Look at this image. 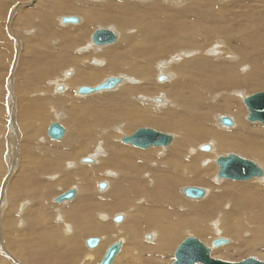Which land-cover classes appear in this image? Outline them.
I'll return each mask as SVG.
<instances>
[{"label": "bare ground", "instance_id": "6f19581e", "mask_svg": "<svg viewBox=\"0 0 264 264\" xmlns=\"http://www.w3.org/2000/svg\"><path fill=\"white\" fill-rule=\"evenodd\" d=\"M2 1L4 0H0V15H2L1 9H3ZM14 1L15 0H13V2ZM62 4L63 3H61L60 8H63L65 10L64 12L82 14L83 16V12L85 11V14L88 15V17L90 16V19L88 18V20L82 22V24L78 27L75 26L74 28L71 27V29H63L64 32L58 33L59 31L56 32L55 30L56 38L52 39L53 41L51 42H56L57 40L59 41V39L63 41L62 39L71 32L75 33V36L72 38L70 37V41H72L73 44L78 45V42L83 37V34H85L92 26L100 23H105L106 25L115 24L123 31L122 41L119 43V49L117 48L119 52L115 54L116 51H114L113 48H110L109 50H105L106 54L99 55L106 57L108 65L98 67L99 69H95L96 71L93 69L87 71L83 68L80 69L81 60L76 59V57H71L67 62L64 61L66 62V65L72 68L71 72H63V78L69 77L71 79L67 83L68 90L66 92L68 95L72 94V89L77 84L92 85L104 75H115L117 73V69L121 66L128 69V71L124 69L125 72L127 71L126 73H132L137 76L141 75L143 79H147L151 72L149 68L150 66L148 67L149 63L152 62L153 64L154 61L161 59L164 56H169L170 63L161 62V67L163 69L159 65L157 66L158 71L163 73V71L168 69L169 66L171 67V65L173 66L175 64L176 66L171 68L174 69L176 75L178 74V77H176L173 73L175 75L173 81L167 84L163 83L161 87L158 86L153 88H150L145 82H143L142 86L139 88L123 87L128 79L123 76H118L121 79L120 83L113 89H110V91L117 89L114 94L97 95L95 97L91 96L92 98L82 99L80 101H76L75 99L76 102L74 101V98L71 99L69 97L70 99H66L68 96L67 94H54L50 87L45 90L46 92L44 95H47L43 97L42 101L51 110L53 116L56 117V120L60 121L59 124L62 126L64 125L61 121L62 113L60 111L64 110L66 106L71 109L74 108L76 109L75 113L78 118V124L76 123L78 127L75 128V131H84L87 134L85 140L79 138L84 143L81 142L80 146L72 148V145L77 143V141H73L70 136H67V130L63 126L65 129L64 136L59 140H54L57 141V143L47 147L49 150L60 151V157H62L69 154H72L73 156L80 155L83 151L90 149L91 146H99V142L106 146L107 153L105 158L101 160L99 159V163L96 167H87L84 173L91 176L94 180L99 179L101 177V173H103L102 171L105 169H110L111 172L116 173V175L112 176L113 179L111 181L109 180V188L107 190L105 189L106 191L102 192L103 195L97 197L93 204L95 209L105 208L107 210H116L124 213V223L117 228V232L129 241L132 249L129 253L130 256H128L122 249V242L120 240L115 241L120 242L121 250H119V254L114 257L112 264H118L123 258L125 259V264H162V258L165 252L168 251V246L178 234V228L175 227L176 224L173 223L171 219L174 216L175 205L178 200V187L181 184L194 183L208 188V190L206 189L208 191L207 194L206 190H204L205 193L202 197L205 200L197 205L191 204L189 206H185L184 212L180 216L183 220V223L181 224L186 226L188 225L190 229L195 226L194 223L196 221H199V224L204 221V224H206L207 219L209 220V218L213 217L214 208H218L222 201L226 200V197H229L227 198L228 205L231 203L232 199L235 200L236 204H233L235 209H238L241 206L247 208L254 205L262 208L264 205V180L262 182L257 181L258 183L254 182L248 185H231L229 183H222V185L218 186L212 185L208 180H204L197 174V171H201V169H199V165H202L201 160L208 155L205 153H194L193 150L191 151V146L196 142L209 141L211 147L209 152L205 151L208 152L207 154H210L211 150L215 153V151L220 149L236 148L241 150L244 154L255 157V159L259 161L258 164L264 167V164H261L264 163V129L260 125L244 124L241 118L243 109H241L238 103L239 97L242 98L243 88L241 89V87H244V85H246L245 83H257L264 78V0H110L106 1V3L102 5V13L94 12L92 8L87 5L81 6V10V7H76L75 5L66 6ZM23 16L25 21L29 19L27 14ZM63 18L64 17H62V19ZM62 19H59L61 24H78L80 22L79 18H77L78 22L76 23L63 22ZM83 19L84 17H82V21ZM35 20H37V18ZM0 24H2V22ZM32 25L33 24L30 23V21L27 23L28 28L32 27ZM1 26L2 25H0V40L4 44L6 41ZM48 26L46 25L42 28V30L38 31L40 36L37 35L35 42H39L40 39L43 40L48 37V32L51 30L50 26ZM96 30H108L112 32L116 39L110 44L115 43L118 39V36H116L117 34H115V32L111 29L97 28L90 35L89 47L91 50L92 48L94 49L93 46H95V48L100 47L92 43V35L96 32ZM44 33L47 34V37H42V34ZM25 41H27L26 38ZM106 45H102V47ZM5 48L4 50L6 51ZM1 53L3 54L5 52L1 51ZM31 53L39 58H42V61L47 60V55L45 53L33 50ZM68 56L69 55H67V57ZM172 56H178L180 61L172 58ZM88 57L91 58V56ZM107 57L110 58L108 59ZM84 58L87 60V56ZM94 62L96 63V61ZM0 63L2 64L1 60ZM71 63L72 65H69ZM75 64L79 67V71H76V73L73 71L76 69ZM241 69H246V71H242ZM1 74L2 69L0 72V78H2ZM158 79L159 76L156 77V80L157 82H162ZM105 80L99 84L103 83ZM99 84L91 86L90 88H95ZM58 87H61V89H58ZM80 87L83 86L75 88V92L80 96H88L97 92L108 91L100 90L89 94H80L78 93V89ZM63 88V86L57 85L55 87V92H63L65 90ZM222 89H231V91L226 92V96H224L222 100L219 99L220 101L217 102L214 99L215 97L213 98L212 95L214 93L217 95V91L219 90L221 92L224 91ZM139 93H145L148 96H151L154 93H160V95H163L164 93L168 98L173 100V103L167 104L168 102L165 101L164 104L162 97L150 98V102L148 100L149 98L147 99L144 96L137 97L136 99L140 101L143 100L141 102H144V104H154L152 108H154V112L157 113H154V116L150 117V115L146 113L150 112L149 109H145L146 106L145 108H138L136 104L132 103L134 102V97H136ZM28 94L29 93L27 92V96L25 97V93H23V100H20V103L23 102L22 108L18 106V109L15 110L19 120L22 119L25 121L22 126H26V129L29 126V117H34V119H44L49 115H46V113L35 115L33 108H36L37 103L35 105V101L32 99L30 100L29 97L35 96L36 93L30 96ZM18 95L19 92L17 96ZM219 95H217V97ZM106 97H111L108 100L109 106H106L102 112L95 107L93 100ZM37 99L39 100V98ZM244 99L245 98L242 99L243 103ZM25 104H27V106H25ZM19 107L21 108L20 110ZM82 108L84 109L82 110ZM161 108H164L165 110ZM56 109L59 110L56 111ZM159 109L164 112H158ZM77 112L80 113L78 114ZM216 113H226L232 115L231 118L234 121V125L232 124V127L223 126L220 122V116L215 115ZM209 118L214 119L215 127L214 125L211 126L209 124ZM144 123H152V125L154 124L157 128L160 127L159 129H171V132L175 131L176 135L174 140L172 132V136L166 134L171 137V142L167 146H151L147 149H142L141 151L125 146L124 144L128 143L123 144L121 140L126 136H121L122 138L120 139V143L122 142L123 145H118V143L116 144L112 142V138L115 135L114 132L119 133L120 131L124 132V130H127L128 132V128L133 127L134 124L139 125ZM220 124L223 127H231L232 129L230 128L227 131V129H224ZM14 128L16 129V125L13 123L10 127L9 134L6 137L8 149L11 150L8 160V164L10 165L14 162V160H12L13 156L11 155H13V152L16 151L15 147H18V145L15 144V141L19 144L21 152H25L26 146L24 143H28L22 134L21 137L20 135L12 134ZM123 132L120 133V135L124 134ZM34 133L36 135L35 129L33 130V134ZM158 147H168L164 149L161 158H159L161 154L159 156L156 151ZM76 148H78L79 153L76 152ZM38 149L41 154L46 152V147L39 146ZM98 149L100 150L101 148ZM16 153L18 154V152ZM218 157L219 156L216 158ZM47 159H50L51 161L53 160L54 162L58 161L50 157H47ZM84 159L85 158H83L81 162L87 163L83 161ZM210 161H213L212 157ZM92 162H94V160L91 159V162L88 163ZM68 164L66 165L68 166ZM259 165L257 166L259 167ZM68 167H70V165ZM261 171L262 175L256 178L261 179L263 177L264 169H261ZM3 172L4 167L0 161V179ZM87 175L84 177H78L76 182L78 188H72L76 191V196L73 199L75 200L77 196H79L77 201L74 203L72 213H75V211L78 213L79 211L75 209L82 208L83 206L85 208L84 211H86V204L91 203V198L88 199L90 196L87 195L89 188L86 183L90 181ZM86 177L88 181L85 179ZM219 180L216 178L215 182H220ZM71 183V177H67L65 180L55 184H57L59 188L63 189ZM182 189L183 188H181V192ZM68 190L62 192L61 194L67 192ZM78 192L81 195H77ZM182 195H184L183 192ZM58 196L54 198V202L59 205L69 203V201L73 200L71 199L68 201L56 202V198ZM44 205V202H41L39 206L35 204V209L36 207L37 209H41V207L45 209L46 206ZM226 207L227 205L225 208ZM43 213L44 212L40 211L38 214ZM161 213L164 215H158ZM191 214L194 215L192 216ZM114 218H112V220ZM244 223L241 224V226H243ZM178 224L180 225V223ZM233 228H236V226H233ZM31 230L32 229L30 228V231ZM106 230V228L100 229L98 226L95 227L85 224L80 232L89 235H96L102 231L105 232ZM148 230L154 232V238L150 239L151 237L148 236L147 238L150 241H141V234ZM70 231L72 230H64L65 234H69ZM257 232L258 237H262L264 234L260 229H257ZM87 239L85 240V244ZM98 239L99 243L96 246L98 250L96 249L97 251L94 252V255H91V253L87 254V257L84 260L85 264H90L93 260L95 262V260L99 259L98 257L102 249V244L100 238ZM5 240L7 239L5 238ZM228 244L229 240H227L225 245L221 246L222 248L218 246V249H215L214 252L224 250L227 248L226 245ZM175 250H173V256ZM258 261L264 262V260ZM0 263H2L1 259Z\"/></svg>", "mask_w": 264, "mask_h": 264}, {"label": "rangeland", "instance_id": "374dc122", "mask_svg": "<svg viewBox=\"0 0 264 264\" xmlns=\"http://www.w3.org/2000/svg\"><path fill=\"white\" fill-rule=\"evenodd\" d=\"M106 1H110V0H105V1L104 0H15L14 2L13 0L2 1L3 9H1L2 15H0V21L2 22V24L0 25H2L1 28L4 32L3 34L6 43L3 44V42L0 40V53L1 51L5 52L3 53L4 55L2 53L0 54L1 55L0 60L2 62V64L0 63V68L2 69V74H1L2 78H0L1 80L0 161L2 162L4 167V172L0 179V259L2 260V263L0 264H85L84 260L87 257V254L91 253V255H94V252L98 250L97 247L88 248L86 246L85 240L91 237L100 238L102 249L98 257L99 259L95 260V262L93 260L90 264H98L106 248L118 240L122 242V249L123 251H125V254L130 256L129 253L132 248L129 244V241L123 235H120V233L117 232V228L124 223V213L116 210H107L105 208L95 209L93 205L94 200L97 199V197H100V195H103L102 192L106 191L109 188V183L113 179L112 176L116 175V173L111 172L110 169L108 170L105 169L102 171L103 173H101V177L97 180H94L93 178H91V176L84 173L87 167L88 168L96 167L97 164L99 163V159L101 160L105 158L107 153L106 146L98 141L99 146L97 145L95 147L91 146L90 149L83 151L80 155L73 156L72 154H69L62 157H60L61 155L60 151L58 152V151H51V149L49 150L47 147H50L52 144H56L57 141L52 140L46 135L47 126L53 122L59 123L60 121L56 120V117L53 116L51 110L42 101L43 97L47 95V94L44 95V93L46 92L45 90L48 89L49 87L52 89L54 94L57 95H60L62 93H64V95L67 94L66 92L68 90L67 83L71 79L69 77L66 78L65 76H64L65 78H63V72L72 71V68L66 65V62L70 60L71 57L72 58L76 57V59L81 60L80 69L83 68L87 71L93 69L94 71H96L97 69H99L98 67H103L104 65H108L107 64L108 62H106V57L105 56L103 57V55L106 54L105 50L107 49L109 50L110 48H113L114 51H116L115 54L119 52L118 51L120 45L119 43H121L122 41L123 31L120 28H118L115 24L106 25L105 23H100V24H96L95 26H92L89 30L86 31L85 34H83L84 38L82 37L80 39L78 45L77 44L75 45L72 43V41H70L71 38L75 36V33H71V32L62 39L63 41H61L58 38L59 41L57 40L56 42L55 41L51 42L53 41L52 39L56 38L55 30L56 32L59 31L58 33H60V32H64L63 29L66 30V29H71V27L73 28L75 26L78 27L80 26V24H82V22L88 20V18L90 17V16L88 17V15L85 14V11L83 12L84 13L83 16L82 14L64 12L65 10L63 8H60L61 3H63L66 6L75 5L76 7L87 5L88 7L92 8L94 12L102 13L103 11L102 5H104ZM24 13L27 14V16H29V19L26 20L27 23L30 21V23H32L35 27L32 25V27L28 28L27 23L24 20L25 19L23 16L25 15ZM31 14H32V18H31ZM65 16L77 17L80 19V22L78 24H61L59 19L60 18L62 19V17ZM82 17H84L83 21H82ZM36 18L37 20H35ZM46 25L47 26L49 25L51 30L48 32V35L46 33L42 34L43 35L42 37H45L46 35L48 37L46 36L47 38L43 39L44 41L41 40L39 37L40 40L37 39L39 40V42L38 41H37L38 43L35 42L36 41L35 38L37 37V35L40 36L38 31L42 30V28H44V26ZM97 28L111 29L113 32H115V34H117L116 36H118V39L116 40V42L117 41L118 42L103 47L100 46L99 48H95V46H93L94 49L92 48L91 50V48L89 47L90 35ZM32 30L33 31L37 30V31L33 32ZM32 37L34 38V40ZM25 38L27 39L28 42L25 41ZM4 46L5 47L8 46V47L5 48ZM4 48L6 49L7 52L4 50ZM30 50L38 51L40 53H45L47 55V60L42 61V58H39L38 56L34 55L33 53H31ZM100 54L103 55L99 56ZM67 55L69 56L67 57ZM85 56H87V60L84 58ZM88 56H91V58ZM107 58L109 59L110 57ZM172 58H175L178 61H180L178 56H172ZM94 61H96V63H101V64H96ZM82 62L85 64H83ZM161 62L170 63L169 56L167 57L164 56L161 59H157L156 61L153 62L154 65L152 64V62L149 63L148 67L150 66L149 68L151 72H150V76L147 79H143L141 75L137 76L132 73L131 74L126 73L128 69H126L124 66H121L119 69H117V73L115 75L114 74L104 75L100 77V79L92 85L77 84L75 87H73L71 92L72 94L69 95L67 94L68 96L66 99L74 98V101L75 99L76 101H80L82 99L92 98L97 95L114 94L117 91V89L113 91L110 90L101 91L94 94H90L88 96H80L75 92L76 87L95 86L108 77L123 76L127 78L128 80L123 85V87L125 86V87L139 88L142 86L143 82L147 83V85L150 88L158 87V86L161 87L163 83L167 84L173 81L176 75L174 69L171 68V67H175L176 66L175 64L173 66L171 65V67L169 66V68L166 69L167 72L165 70L163 71V73H160V71H158L157 69V66L160 65L161 67L162 66ZM69 65H72V63ZM75 67L76 69L73 70L74 73H76V71H79L78 70L79 67L76 66V64ZM124 69L127 71L125 72ZM242 71H246V69ZM157 76L159 77L164 76L165 80L162 82H157L156 80ZM176 77H178V74L176 75ZM55 82H57L58 84ZM56 84L63 86L64 87L63 89L65 90L63 92L62 91L55 92V87L57 86ZM245 84L246 85H244V87H241V89L243 88L242 98L239 97L238 100L241 109H243L242 117H241L242 122L246 125L247 124L260 125L264 129V124L260 122H250L247 120L248 111L245 104L242 101L243 98L264 91V78L257 83L249 82ZM222 90H224L222 91L223 94L220 90L217 91L218 92L217 95L220 94L218 97L215 93L212 95L213 98L215 97L214 99L217 102L222 100L224 96H226L225 94L226 92L231 91V89H222ZM18 92L19 95L17 96ZM27 92L29 93L28 94L29 96L34 95L36 93L35 96L33 97L31 96L32 98L29 97L30 100L32 99L35 101V105L37 103L36 108H33L35 115L36 114L41 115L43 113L49 115L47 116L48 119L47 118L34 119V117H29L30 122L28 123L29 126L26 129V126H22L25 123V121L22 119L19 120L17 116V112H15V110L18 109V106L22 108L23 102L21 101L22 103H20V100H23L24 97L23 93H25V97L27 96ZM163 95L162 94L160 95V93L157 94L154 93L151 96H148L145 93H139L137 94L136 97H134L133 99L134 102L132 103L136 104L138 108H145L146 106L145 109H149L150 111L146 113L149 114L150 117H153L154 113H157L154 112V108H152L154 104L153 105L152 103L151 104L149 103L150 105L144 104V102H141L143 100L140 101L137 100L136 98L140 96H144L147 99L149 98L148 100L150 102L152 98L162 97V99L164 100V104L165 101L168 102V103L166 102L167 104L173 103L172 99L168 98L164 93ZM80 97H85V98H80ZM37 98H39V100ZM110 98L111 97H106L102 99L93 100L95 107L103 112L105 107L109 106L108 100ZM25 106H27V104H25ZM20 107L19 110L21 109ZM83 109L84 108H82V110ZM161 109H159L158 112L160 113L164 112ZM58 110L56 109V111ZM60 112L62 113L61 121L64 124L63 126L67 130V136H70V138L73 141H77V143H74L72 145V148L80 146L81 142L82 143L84 142L79 138L85 140L87 134L84 131H75V128L78 127L77 125L78 118L75 113L76 109L74 108L71 109L66 106L64 110H61ZM77 113L79 114L80 112ZM215 115L220 116V118L223 116L230 118L234 125V121L231 118L232 115L226 113H216ZM62 119L64 120V122ZM208 122L211 126L214 125L215 127L214 119L209 118ZM13 123L16 125V129L15 128L13 129L12 134L20 135V137L22 134V136H24V139H26L28 143H24V145L26 146L25 147L26 150L25 152L24 151L21 152L19 148V144L17 143V141H15V144L18 145V147H15L16 149L14 148L16 151H14L13 155H11L13 156L12 160H14V162L10 165L8 164V160L10 157L11 150L8 149L6 137L8 136L10 127ZM135 125L137 124H134L133 127H129L128 132L127 130H124V132L122 131L124 133L122 135H120V133H122L121 131L119 133L114 132L115 135L112 138V142L116 144L118 143V145H123L124 143L123 144L122 142L120 143V139L123 136H129L133 134V132L138 128H151L168 135H171V133L173 132L172 133L173 136L171 135L173 137V140L176 135L175 131L171 132V129H167V130L159 129L160 127L157 128V126H155L154 124L152 125V123H148V124L144 123V124H139L137 126ZM231 127H223V128L227 129L228 131V129H230ZM29 128L31 129L32 132L30 131ZM32 128L35 129L36 135L35 133L33 134L34 129ZM124 145L139 151L142 150L133 147L132 145L130 146V144L129 145L124 144ZM203 145L210 146V143L209 141L196 142L191 146V151L193 150L194 153L197 154L205 153L206 155H208L201 160L202 165H199V169H201V171L200 170L197 171V174L199 175V177L203 178L204 180H208L210 184L215 186L222 185V183H229L231 185H237V184L248 185L254 182L255 183L262 182L264 180V175H263L261 179L255 178L248 181H231L226 179H220L219 180L220 182H215L218 166L215 165L214 160L217 156L235 154L242 158L251 160L255 162L257 165H259L258 164L259 161L255 159V157H252L248 154H244L241 150H238L236 148L220 149L215 151V153H213L211 150L210 151L211 153L207 154L209 151L205 152L199 150V147ZM39 146L46 147V152H44V154L40 153V150L38 149ZM98 148L101 149L99 150ZM166 148L158 147L156 151L159 156L161 154L159 158L162 157L163 151ZM16 152H18V154ZM76 152L79 153L78 148H76ZM47 157L56 159L58 161L57 162H54L53 160L51 161L50 159H47ZM211 157L213 160L212 162L210 161ZM83 158H90L94 160V162L83 163L81 162ZM66 164H68V166L70 165V167H68ZM259 167L261 169H264L262 165L261 166L259 165ZM86 175L90 179V181H88L87 177L85 178L88 181L86 184L89 188V192L87 193V195L90 196L88 197V199L91 198V203L86 204L87 206L86 211H84L85 208L83 206L82 208L75 209L79 211L78 213L76 211L75 213H72V208L74 206V203L75 201H77L79 196H77L75 200L73 199L69 201V203L62 205H59L58 203L54 202V198L59 194H61L62 192L72 188L77 189L78 188L76 183L78 180L77 178L84 177ZM67 177L69 178L71 177L72 183L66 186L65 188L61 189L57 186V184H55L57 182L65 180V178ZM102 182L106 184L107 186V188H105L106 190L98 189V184ZM186 186H196L203 188L204 190L206 189L208 190L207 187L205 188L203 187V185H197L194 183H186L179 185L178 200L175 205L174 216L172 217V219L170 218L171 221L176 224L175 227L178 228V234L175 237V239L172 241V243L168 246V251L165 252L162 258V264H171L174 261L173 250H175L178 244H180L185 238L188 237H194L198 239L200 242H202L207 248L210 249L211 251L210 256L218 260H224L227 262H237V261H242L248 257H254L257 258L258 260H264V234L262 237L261 236L258 237V232H257V229H260L264 233V205L262 206V208L254 205L247 208L241 206L240 208L235 209L233 205L235 203V200L232 199L231 200L232 204L230 203L228 205L227 198L229 197H226V200L222 201L221 205L218 208H214L213 217L209 218V220L207 219L206 224H204V221H202L203 223L200 224L199 221H196L194 223L195 226L191 228L196 230H191L188 225L187 227L186 225L181 224L183 223V220L180 216L184 212L185 206H189L191 204L197 205L203 202L205 199L202 198V199L192 200L186 198L184 195H182L181 192V188H184ZM207 190H206V194L208 192ZM77 195H81V194L78 192ZM41 202H44L45 204L44 206H46V208L44 209L41 207V209L40 208L37 209L36 207L35 209V204L39 206ZM226 205L227 207L225 208ZM40 211L44 213L38 214ZM117 215L123 216L122 217L123 220L122 222L116 224V222H114L112 218H114ZM158 215H164V214L161 213ZM191 215L193 216L194 214ZM178 223H180V225ZM243 223L244 225L241 226V224ZM85 224L90 226L92 225L95 227L98 226V228L100 229L106 228L107 230L105 232L102 231L101 233L96 235H89L83 232L81 233L80 231L83 229ZM233 226H236V228H233ZM30 228L32 229L31 231ZM65 229H70L72 231H70L69 234H65L64 232ZM148 236L151 237L150 239H153L154 232L151 230L144 231L140 237L141 241L142 240L145 242L150 241L147 238ZM219 237L229 240V244L226 245L227 248H225L224 250L220 252H214V250L218 249V247H213V246L211 247V242L215 238H219ZM5 238L7 240H5ZM245 242L246 243L249 242V243H247L246 245ZM220 248L222 247L220 246ZM118 264H125V259L123 258Z\"/></svg>", "mask_w": 264, "mask_h": 264}, {"label": "water", "instance_id": "95a60500", "mask_svg": "<svg viewBox=\"0 0 264 264\" xmlns=\"http://www.w3.org/2000/svg\"><path fill=\"white\" fill-rule=\"evenodd\" d=\"M63 22H78L77 17H64ZM115 35L108 30H96L92 35V43L96 46L110 44L115 41ZM159 81H164L165 77L160 76ZM119 77H111L99 84L95 88L80 87L78 93L89 94L100 90H110L120 83ZM61 89V87H58ZM244 104L248 109V121L260 122L264 124V91L248 96L244 99ZM223 126H232L233 122L230 118L223 116L220 119ZM65 129L59 123H51L46 131V135L52 140H59L64 136ZM123 143L131 144L140 149H147L151 146H167L171 142V137L157 132L149 128H139L132 135L123 137ZM202 151H209V145L200 147ZM84 162H91V159L85 158ZM218 166L216 178L226 179L231 181H248L262 175L261 169L251 160L240 158L237 155L228 154L219 156L215 160ZM98 188L103 190L106 188L105 183H100ZM185 197L190 199H200L204 196V189L196 186H186L182 189ZM76 196V191L70 189L67 192L60 194L56 198V202L68 201ZM114 222L119 223L122 221L120 215L113 219ZM99 243V239L95 237L88 238L86 245L88 248H95ZM227 239L217 238L212 241V246L218 247L225 245ZM120 242H115L106 250L103 258L99 264H112L114 257L120 250ZM172 264H264L254 257H248L242 261L227 262L218 260L210 256V249L207 248L202 242L194 237L185 238L174 252V261Z\"/></svg>", "mask_w": 264, "mask_h": 264}]
</instances>
